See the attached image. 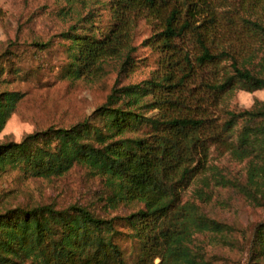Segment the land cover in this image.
<instances>
[{"label": "trees", "instance_id": "1", "mask_svg": "<svg viewBox=\"0 0 264 264\" xmlns=\"http://www.w3.org/2000/svg\"><path fill=\"white\" fill-rule=\"evenodd\" d=\"M222 2L92 0L58 36L66 43L63 78L96 80L108 61L119 59L117 80L104 103L69 128L1 141L0 179L10 172L61 177L81 165L116 185L125 203L143 207L103 218L75 204L12 208L0 197V264H208L188 244L220 225L181 205V197L212 147L252 159L247 185L264 199V102L237 112L227 106L237 90L264 88V0L237 1L231 10ZM102 12L110 16L104 28ZM140 20L154 29L144 44L157 55L156 68L139 83L118 84L135 69L133 31ZM7 56L0 54V133L23 99L1 89L17 76L1 64ZM235 186L256 200L251 189ZM127 238L137 244L132 262L121 248ZM252 244L259 256L252 264H264V224Z\"/></svg>", "mask_w": 264, "mask_h": 264}, {"label": "rangeland", "instance_id": "2", "mask_svg": "<svg viewBox=\"0 0 264 264\" xmlns=\"http://www.w3.org/2000/svg\"><path fill=\"white\" fill-rule=\"evenodd\" d=\"M91 1L69 5L67 0H0V54L8 55L1 64L17 72L16 81L1 89L23 94L0 133V142H19L27 134L51 127L69 128L104 103L117 80L119 59L108 61L103 75L92 81L69 80L60 73L65 54L64 42L58 36L78 23L92 8ZM237 1L241 0H223V8L231 10ZM109 18L103 14L101 28ZM153 32L149 22L137 23L133 31L135 69L122 74L118 84L139 83L155 70L157 55L144 44ZM34 43L44 44V49L36 50ZM262 95L264 88L253 93L237 90L227 106L235 112L248 110L255 101L264 102ZM250 160L212 147L204 170L182 193L181 205L194 206L199 214L220 225L216 230L196 233L188 244L190 249L199 248L208 264H252L259 257L252 240L257 227L264 224V199L259 201L260 193L247 185ZM235 185L251 189L256 200ZM260 191L264 193V188ZM0 197L12 208L48 204L60 210L75 204L103 218L127 216L143 207L138 202L125 203L116 185L81 165L61 177L47 179L10 172L0 179ZM120 243L132 262L137 244L128 238Z\"/></svg>", "mask_w": 264, "mask_h": 264}, {"label": "clouds", "instance_id": "3", "mask_svg": "<svg viewBox=\"0 0 264 264\" xmlns=\"http://www.w3.org/2000/svg\"><path fill=\"white\" fill-rule=\"evenodd\" d=\"M257 94H259V93H257ZM261 98L264 99V95H262Z\"/></svg>", "mask_w": 264, "mask_h": 264}]
</instances>
